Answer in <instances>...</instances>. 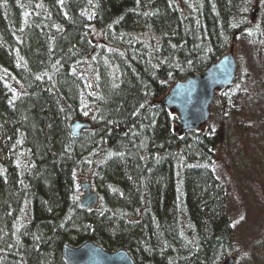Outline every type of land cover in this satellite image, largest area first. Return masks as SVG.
I'll use <instances>...</instances> for the list:
<instances>
[{
    "label": "trees",
    "instance_id": "16d2710c",
    "mask_svg": "<svg viewBox=\"0 0 264 264\" xmlns=\"http://www.w3.org/2000/svg\"><path fill=\"white\" fill-rule=\"evenodd\" d=\"M245 2L0 0V264H67L63 247L85 243L134 264L235 253L215 135L181 132L157 103L259 40ZM80 119L92 129L74 138ZM77 173L93 209L78 205Z\"/></svg>",
    "mask_w": 264,
    "mask_h": 264
},
{
    "label": "rangeland",
    "instance_id": "374dc122",
    "mask_svg": "<svg viewBox=\"0 0 264 264\" xmlns=\"http://www.w3.org/2000/svg\"><path fill=\"white\" fill-rule=\"evenodd\" d=\"M253 1L246 0V13L259 28V40L234 45L237 79L227 94L214 100L203 128L217 142L212 168L227 196L235 264H264V0ZM87 130L80 129L76 136ZM77 174L79 202L88 205L80 188L88 178Z\"/></svg>",
    "mask_w": 264,
    "mask_h": 264
},
{
    "label": "water",
    "instance_id": "95a60500",
    "mask_svg": "<svg viewBox=\"0 0 264 264\" xmlns=\"http://www.w3.org/2000/svg\"><path fill=\"white\" fill-rule=\"evenodd\" d=\"M235 72L236 63L231 47L227 55L210 65L203 73L176 82L157 105L177 115L180 131L193 132L208 122L215 91L230 86L235 80ZM82 128H90V126L75 123L70 128L71 135L77 137V132ZM81 188L86 191L83 200L89 199L88 205L81 203V206L88 208L94 205L97 199L90 193L89 185H81ZM63 252L64 258L70 264H134L123 251L106 253L90 243L77 249L64 247ZM221 264H234V258H227Z\"/></svg>",
    "mask_w": 264,
    "mask_h": 264
}]
</instances>
